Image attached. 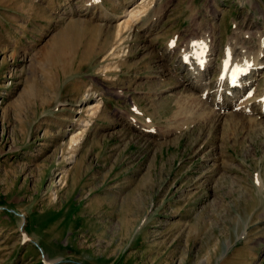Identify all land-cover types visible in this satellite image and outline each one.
<instances>
[{
  "label": "rangeland",
  "instance_id": "1",
  "mask_svg": "<svg viewBox=\"0 0 264 264\" xmlns=\"http://www.w3.org/2000/svg\"><path fill=\"white\" fill-rule=\"evenodd\" d=\"M239 32L264 0H0V264H264V120L179 68Z\"/></svg>",
  "mask_w": 264,
  "mask_h": 264
},
{
  "label": "bare ground",
  "instance_id": "2",
  "mask_svg": "<svg viewBox=\"0 0 264 264\" xmlns=\"http://www.w3.org/2000/svg\"><path fill=\"white\" fill-rule=\"evenodd\" d=\"M136 14L137 12L131 11L129 16L137 18V21H139L140 18ZM135 23L133 22V25ZM151 23L153 24L155 21H151ZM151 23L149 22V24ZM147 27L145 25L144 28ZM262 33L263 35L260 34L262 35L259 43L260 47L258 46L260 49L257 53L255 50V54L249 53L250 50L246 52L245 45L239 42L241 40L240 32L237 36L230 37L231 41L227 45V57L220 63V71L214 82H208L207 76L214 67L217 52L216 46L212 44L213 46L206 47L205 45V48L204 46L201 47L202 43L198 38L189 41L180 56L181 66L179 68L181 67L182 72L187 70L185 77H183L185 79L184 84L193 92L195 90L198 91L194 92L196 98L193 104L204 108L208 103L211 104V102H207V100L211 99V112L215 115L217 121L225 116L228 117V111L231 112L232 118L246 116L251 121L252 119L264 120V75L261 77L263 79L262 89L258 87L259 85L256 86L259 76H261V69H264V32ZM174 42L167 45L170 54L174 52ZM185 105L187 104L185 103ZM183 107L185 106L183 105Z\"/></svg>",
  "mask_w": 264,
  "mask_h": 264
}]
</instances>
